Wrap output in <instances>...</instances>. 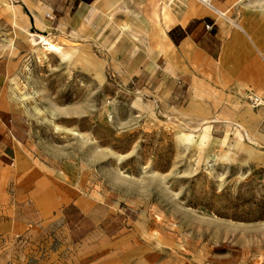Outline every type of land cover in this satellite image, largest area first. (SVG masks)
<instances>
[{"label": "rangeland", "instance_id": "obj_1", "mask_svg": "<svg viewBox=\"0 0 264 264\" xmlns=\"http://www.w3.org/2000/svg\"><path fill=\"white\" fill-rule=\"evenodd\" d=\"M14 6L0 0V87L30 139L0 160V264H264V144L212 128L213 95L166 105L109 48L65 37L74 54L43 58L26 32L59 39ZM84 201L75 242L61 216Z\"/></svg>", "mask_w": 264, "mask_h": 264}, {"label": "crops", "instance_id": "obj_2", "mask_svg": "<svg viewBox=\"0 0 264 264\" xmlns=\"http://www.w3.org/2000/svg\"><path fill=\"white\" fill-rule=\"evenodd\" d=\"M256 1L214 0L217 9H225L220 11L224 18L196 1L184 6L169 0H17L16 5L54 36L80 47L109 48L101 53L108 61L127 64L129 81L144 80L143 90L159 92L170 107L178 108L196 95H213L225 120H212V128L241 126L247 141L264 144V106L254 108L249 102L250 94L264 101V7ZM206 22L214 24L212 32ZM3 76L0 62V82ZM27 126L9 110L0 87L3 167L25 158ZM82 207L87 202L70 203L61 216L75 242L93 229Z\"/></svg>", "mask_w": 264, "mask_h": 264}, {"label": "bare ground", "instance_id": "obj_3", "mask_svg": "<svg viewBox=\"0 0 264 264\" xmlns=\"http://www.w3.org/2000/svg\"><path fill=\"white\" fill-rule=\"evenodd\" d=\"M190 1H194V0H169V3H176L179 2L181 4H183L184 6H186L187 3H190ZM259 1V0H258ZM260 2V1H259ZM262 2H264V0H262ZM166 6V5H165ZM169 5H167V8L169 9L170 7H168ZM174 6V5H173ZM10 14L12 16L16 15V9L14 4L12 5V7H10ZM188 8V7H187ZM218 10V9H217ZM166 10L164 9V12ZM220 11V10H219ZM9 14V15H10ZM171 16V15H170ZM176 16V15H175ZM167 19V18H166ZM172 19V18H171ZM174 19V18H173ZM39 20V19H38ZM168 20V19H167ZM172 21V20H171ZM175 21V20H174ZM168 23V22H167ZM174 23V22H173ZM177 23V20H176ZM175 24V23H174ZM28 34L29 37H31V42L33 44V46L37 47V46H41V48L43 49L42 52V56L43 58H48L49 55L51 54H59L63 57V60H65L66 58L69 57V55H71L70 53V49L75 48V46L73 47L71 44L72 42H70V40L65 39V37H57L55 41L54 38L50 35V34H43V33H35V32H26ZM58 36V35H57ZM74 51V50H73ZM77 50H75L76 52ZM73 53V52H72ZM74 54V53H73ZM204 128V127H203Z\"/></svg>", "mask_w": 264, "mask_h": 264}, {"label": "built area", "instance_id": "obj_4", "mask_svg": "<svg viewBox=\"0 0 264 264\" xmlns=\"http://www.w3.org/2000/svg\"><path fill=\"white\" fill-rule=\"evenodd\" d=\"M194 1L199 2L202 5H204L205 7L213 10L219 17H223V18L226 17L225 14L221 13L214 6V0H194ZM8 2L13 5V4L17 3V0H8ZM47 18L50 19L51 18L50 15H48ZM205 28H206L207 31L212 32L214 30V24L206 22ZM249 102H250L251 106L254 107V108H258V107L264 106L263 99L260 96L256 95V94H250ZM14 165H15V163L13 161L11 163V166H14Z\"/></svg>", "mask_w": 264, "mask_h": 264}]
</instances>
